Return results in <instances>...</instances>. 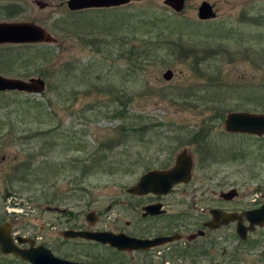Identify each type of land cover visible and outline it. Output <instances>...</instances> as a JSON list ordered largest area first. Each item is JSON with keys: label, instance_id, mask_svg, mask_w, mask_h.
Returning <instances> with one entry per match:
<instances>
[{"label": "rangeland", "instance_id": "1", "mask_svg": "<svg viewBox=\"0 0 264 264\" xmlns=\"http://www.w3.org/2000/svg\"><path fill=\"white\" fill-rule=\"evenodd\" d=\"M68 1L0 2V23H34L58 43L0 46V75L28 80L53 74L42 77L43 93H0V221L23 232L41 229L42 216L31 207L47 199V180L67 204L82 202L69 177L87 171L90 153L102 148L101 156L109 157L107 166L94 162L88 173L96 186L92 193L106 206L110 193L123 192L148 170L169 168L201 141L199 130L210 123L218 127L212 115L264 114V0H186L181 14L161 0L81 13H71ZM204 1L217 18L198 19ZM152 15L158 21L147 25L157 23L155 28L144 25ZM148 44L156 48L152 56L131 58L132 47L143 52ZM33 54L27 68L21 57ZM168 70L174 73L169 81L163 76ZM251 74L257 76L252 98L246 87ZM219 133L211 132L218 142ZM233 140L239 142L237 161L222 168L231 175L229 184L236 178L242 191L258 185L264 191V138Z\"/></svg>", "mask_w": 264, "mask_h": 264}, {"label": "flooded vegetation", "instance_id": "2", "mask_svg": "<svg viewBox=\"0 0 264 264\" xmlns=\"http://www.w3.org/2000/svg\"><path fill=\"white\" fill-rule=\"evenodd\" d=\"M184 2L181 12L164 5L181 14L187 5V1ZM204 3H208L217 14L214 6L204 1L198 7L200 21L207 20L200 16ZM38 4L44 7L43 3ZM85 10L90 9H69L71 13ZM10 13L17 14L15 9ZM56 43L18 46L35 48L39 45L37 48H44V45ZM40 76L46 77L42 73ZM248 77L250 81L246 87H249L252 98L257 96V76L251 74ZM228 116L212 115L210 119L217 121L218 127L210 123L211 126L195 133L202 137L186 150L191 162L190 174L178 182L159 177L158 181L144 185L140 192L131 191L138 187L145 174L175 168L177 160L170 161L169 168L148 170L123 192L110 193L106 197L108 204L101 206L102 197L92 193H96V186L89 174L96 166L94 162L107 166L109 157L101 156L102 148L85 158L86 164H91L83 168L87 171L69 177L75 185L72 189L79 193L74 196L82 200L76 206L67 204L60 188L47 180L46 186L43 185V195L47 199L43 204L31 207L33 212L42 216L41 229L23 232L20 228H10L9 233L13 244L27 251L32 260L24 261L0 250V264H35L33 259L38 260V264H264V218L258 215V211L264 208L263 188L258 185L255 190L242 191L236 178L232 185L229 184L231 175L222 169L237 161L235 146L239 142L233 139H262L264 135L228 131ZM214 130L220 132L219 142L217 135L211 137ZM103 149L113 150L112 147ZM262 164L264 166V161ZM77 165L81 163L77 162ZM215 166H220V171L215 172ZM15 210L8 209L13 213ZM4 222L0 221V226Z\"/></svg>", "mask_w": 264, "mask_h": 264}, {"label": "water", "instance_id": "3", "mask_svg": "<svg viewBox=\"0 0 264 264\" xmlns=\"http://www.w3.org/2000/svg\"><path fill=\"white\" fill-rule=\"evenodd\" d=\"M3 1V0H0ZM142 0H69L68 8L71 11H80L84 9H110L121 7L132 2H140ZM158 1V0H156ZM164 4L181 12L184 9V0H163ZM202 19H213L216 14L213 8L204 3L200 9ZM54 38L46 32L42 27L30 23H0V45L7 44H40L54 43ZM164 79L171 80L174 76L173 71L168 70L164 75ZM46 90V82L42 78H33L29 81L20 79L7 78L0 75V92L19 91L26 94H40ZM226 129L230 132L249 133L257 136L264 135V114H254L248 112H235L229 114L226 121ZM191 162L186 151L177 156L176 167L167 172L152 171L146 174L138 187L133 188L132 192H140L144 185L158 181L159 177L175 178L173 183L178 182L184 176L190 174ZM258 215L264 218V208L258 211ZM10 226H0V250L3 254H12L24 261L32 260L27 251L18 249L12 242L10 237ZM35 264L40 263L34 260Z\"/></svg>", "mask_w": 264, "mask_h": 264}, {"label": "trees", "instance_id": "4", "mask_svg": "<svg viewBox=\"0 0 264 264\" xmlns=\"http://www.w3.org/2000/svg\"><path fill=\"white\" fill-rule=\"evenodd\" d=\"M148 19H149V21H146V24H144V25H147L148 23H150V21H155V22H157L158 20H156V15H152V16H150V17H148ZM154 19V20H153ZM157 23H154V24H152V25H147V26H149V27H154L155 25H156ZM155 28V27H154ZM151 45V46H150ZM148 44V45H143V52L142 51H138L137 49H135V48H133L132 47V49H131V52H130V55H131V58L133 57V56H137L136 58L137 59H143L144 58V56L145 57H149V56H152L151 55V52L152 51H155L156 50V48L155 49H153L152 50V47L154 46V45H152V44ZM146 51V52H145ZM37 52V51H36ZM38 53V52H37ZM39 54H41L42 55V58H46L48 55H49V53L46 51V50H42ZM29 56H31L30 57V59H28L29 60V62H28V60L27 59H24L23 57H21V59L23 60V62L25 63V62H27V64H26V67L28 68L31 64H32V62L30 61L31 59H33L36 55H29ZM144 62V61H143ZM12 63V62H11ZM60 65V64H59ZM58 65V66H59ZM70 65V64H69ZM68 65V67H67V69H69L70 68V66ZM57 66V67H58ZM61 66H59V68H60ZM56 68V67H55ZM54 68V69H55ZM57 69V68H56ZM43 71V70H42ZM42 71H40V72H42ZM75 73V69H74V66L71 64V71H70V75H73ZM46 76V78H49L50 79V77L51 76H53V74L51 75V72L49 73V74H47V75H45ZM139 131V130H138ZM56 141H53V143H52V145H51V147L53 148V149H56L57 147H58V144H57V142H58V139H57V142L55 143ZM98 168V167H97Z\"/></svg>", "mask_w": 264, "mask_h": 264}]
</instances>
